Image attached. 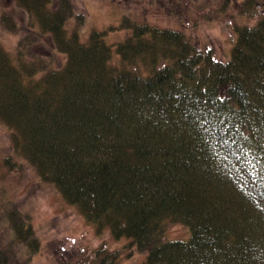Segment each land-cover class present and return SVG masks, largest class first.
Instances as JSON below:
<instances>
[{
    "label": "trees",
    "instance_id": "16d2710c",
    "mask_svg": "<svg viewBox=\"0 0 264 264\" xmlns=\"http://www.w3.org/2000/svg\"><path fill=\"white\" fill-rule=\"evenodd\" d=\"M15 2L22 21L0 18L19 34L14 56L0 41V118L41 179L142 264H264V14L234 24L223 59L180 28L124 15L84 37L72 0ZM119 27L130 32L110 41ZM44 36L61 67L35 50ZM39 248L30 216L0 196V264Z\"/></svg>",
    "mask_w": 264,
    "mask_h": 264
},
{
    "label": "rangeland",
    "instance_id": "374dc122",
    "mask_svg": "<svg viewBox=\"0 0 264 264\" xmlns=\"http://www.w3.org/2000/svg\"><path fill=\"white\" fill-rule=\"evenodd\" d=\"M77 12L87 13L84 37L91 29L119 26L124 15L139 22L180 28L202 48L219 58H229L236 38L234 24H254L264 14V0H256L252 13L244 10V0H234L229 11L219 14L223 0H72ZM15 0H0L1 14L10 13L20 23L24 12L16 9ZM74 20L67 26L71 29ZM130 31L119 27L109 31L110 41L122 40ZM19 40L0 22V41L14 56ZM51 37L44 36L35 50L51 66L61 67L66 54L53 52ZM0 196L11 201L30 216L40 248L31 264H104L96 250L104 245L117 250L118 258L108 264H142L144 254L130 247L126 238H114L108 229L98 232L81 211L68 203L57 187L41 179L27 159L14 148L12 133L0 118ZM186 227L173 224L169 236L185 237ZM20 262V261H19ZM14 264H18L16 261ZM107 264V263H106Z\"/></svg>",
    "mask_w": 264,
    "mask_h": 264
}]
</instances>
